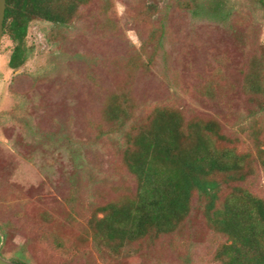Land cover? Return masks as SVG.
<instances>
[{"label": "rangeland", "instance_id": "1", "mask_svg": "<svg viewBox=\"0 0 264 264\" xmlns=\"http://www.w3.org/2000/svg\"><path fill=\"white\" fill-rule=\"evenodd\" d=\"M209 1L219 3L224 13H233L232 31L213 19H191L173 0L157 3L156 12L150 0H109L107 23L96 1L82 10L75 31L65 39L50 42L52 26L31 23L26 40L31 55L18 71L8 67L13 44L3 37L0 256L4 260L13 263L26 246L29 264H50L45 257L52 242L47 244L45 237L54 234L73 243L74 248L57 251L68 264H210L208 245L220 240L211 238L196 203L182 236L168 238L163 245L139 244L136 254L124 249L115 256L107 251L98 255L91 243L82 241L91 211L115 198L120 189L134 188L108 140L82 146L95 142L92 126L101 121V108L114 92L125 89L140 115L170 107L186 119H214L231 141H240L242 150H253L254 129L264 131L263 117L256 124L248 117L251 106L241 91L249 61L264 58V12L252 0ZM153 56L148 70L138 68ZM134 61L136 67L131 65ZM204 88L214 90L217 98L200 95ZM68 144L75 150L82 147L84 173L73 170ZM248 186L264 198V173L259 170ZM72 195L76 202L71 204Z\"/></svg>", "mask_w": 264, "mask_h": 264}, {"label": "trees", "instance_id": "2", "mask_svg": "<svg viewBox=\"0 0 264 264\" xmlns=\"http://www.w3.org/2000/svg\"><path fill=\"white\" fill-rule=\"evenodd\" d=\"M96 1L107 21L109 0H6L3 31L13 44L9 69L18 71L30 58L26 40L31 23L50 24V42L64 38L75 31L82 10ZM150 1L156 12V4L167 0ZM173 1L191 19H213L232 31L233 13L221 11L219 3ZM252 1L264 12V0ZM153 62L154 56L138 68L148 70ZM248 69L242 73L241 91L251 106L248 117L256 124V119L264 118V58L253 57ZM201 92L211 100L217 98L209 88ZM137 111L125 89H119L103 104L101 121L92 126L96 143L82 144L91 147L108 140L134 184V188L120 189L115 198L91 211L83 243H91L98 255L107 251L115 256L124 249H133L136 254L134 248L139 244L150 247L161 241L163 245L168 238L182 236L196 203L211 238L220 240H209L206 255L210 264H264V198L248 186L259 170L264 173V131L254 129L253 150H242L240 141H231L214 119H186L170 107H155L146 115ZM28 129L32 132L33 127L28 125ZM68 148L73 170L84 173L86 156L82 147L75 150L68 144ZM70 202H76L75 195ZM45 238L47 244L52 242L45 257L48 263L68 264L64 254L57 251L59 247L63 251L74 248L73 243H66L61 235ZM13 263L29 264L26 246L20 248Z\"/></svg>", "mask_w": 264, "mask_h": 264}, {"label": "water", "instance_id": "3", "mask_svg": "<svg viewBox=\"0 0 264 264\" xmlns=\"http://www.w3.org/2000/svg\"><path fill=\"white\" fill-rule=\"evenodd\" d=\"M5 12H6V0H0V45L4 37L3 23L5 19ZM0 244H1V238H0ZM0 264H13V263L4 260L0 256Z\"/></svg>", "mask_w": 264, "mask_h": 264}]
</instances>
